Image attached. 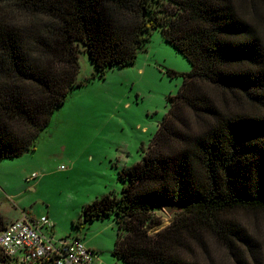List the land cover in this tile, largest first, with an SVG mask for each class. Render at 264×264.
Instances as JSON below:
<instances>
[{
	"label": "trees",
	"instance_id": "16d2710c",
	"mask_svg": "<svg viewBox=\"0 0 264 264\" xmlns=\"http://www.w3.org/2000/svg\"><path fill=\"white\" fill-rule=\"evenodd\" d=\"M155 30L191 71L147 153L118 171L121 191L82 217H114L115 264H204L197 251L209 237L231 264H260L231 214L264 213V0H0V158L34 151L84 85L81 45L103 77L134 64ZM165 202L180 210L151 233ZM0 262L9 264L1 251Z\"/></svg>",
	"mask_w": 264,
	"mask_h": 264
},
{
	"label": "rangeland",
	"instance_id": "374dc122",
	"mask_svg": "<svg viewBox=\"0 0 264 264\" xmlns=\"http://www.w3.org/2000/svg\"><path fill=\"white\" fill-rule=\"evenodd\" d=\"M78 80L65 103L40 131L35 150L17 158H0V214L6 224L27 217L52 224L47 235L77 238L98 247L102 264H115L117 238L114 217L86 222L83 208L109 193L118 194L124 183L118 171L141 161L183 82L191 71L186 58L152 33L134 64L114 67L103 77L97 73L84 45L80 46ZM64 166L65 169H60ZM33 174L37 177L31 181ZM174 213L155 210L168 226ZM231 217L246 229L260 248L264 264V213L237 210ZM197 254L204 264H231L224 249L207 239L206 252ZM0 264H2L0 262Z\"/></svg>",
	"mask_w": 264,
	"mask_h": 264
},
{
	"label": "built area",
	"instance_id": "2783aa9c",
	"mask_svg": "<svg viewBox=\"0 0 264 264\" xmlns=\"http://www.w3.org/2000/svg\"><path fill=\"white\" fill-rule=\"evenodd\" d=\"M36 177L37 174H33L29 181ZM51 227L46 217H41L40 221L21 217L6 224L0 229V251L9 264L94 263L97 254L81 239L47 235L43 229Z\"/></svg>",
	"mask_w": 264,
	"mask_h": 264
},
{
	"label": "water",
	"instance_id": "95a60500",
	"mask_svg": "<svg viewBox=\"0 0 264 264\" xmlns=\"http://www.w3.org/2000/svg\"><path fill=\"white\" fill-rule=\"evenodd\" d=\"M162 209L166 213L171 214L173 212H178L180 210V205L176 202H165L162 204Z\"/></svg>",
	"mask_w": 264,
	"mask_h": 264
},
{
	"label": "crops",
	"instance_id": "0c3cea01",
	"mask_svg": "<svg viewBox=\"0 0 264 264\" xmlns=\"http://www.w3.org/2000/svg\"><path fill=\"white\" fill-rule=\"evenodd\" d=\"M17 219H19V218H17ZM17 219H14L13 221H15V220H17ZM11 222H12V221H11ZM56 238H58V237H56ZM59 238H62V237H59ZM78 238H79V237H78ZM84 244H85V242H84ZM86 246H87V245H86ZM87 247H88L89 249H91L92 251H94L95 254H96V252H98L97 250H99L98 247L93 246V245H90V247H89V246H87ZM93 264H102V261H101V259L97 256V257L95 258Z\"/></svg>",
	"mask_w": 264,
	"mask_h": 264
}]
</instances>
